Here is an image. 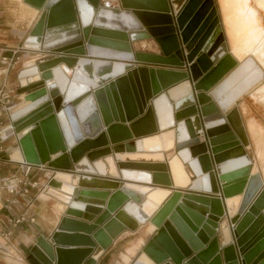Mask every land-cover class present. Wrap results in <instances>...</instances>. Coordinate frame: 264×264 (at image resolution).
<instances>
[{
	"label": "water",
	"instance_id": "1",
	"mask_svg": "<svg viewBox=\"0 0 264 264\" xmlns=\"http://www.w3.org/2000/svg\"><path fill=\"white\" fill-rule=\"evenodd\" d=\"M86 1L92 7L93 15L97 14L104 6L102 0ZM118 1L120 2L122 9L117 8V4L115 5V9L127 12L132 10V13H129H131V15L137 20L140 28L130 30L118 28L113 29L98 26L91 21L84 25L80 16L79 0H24L25 4L30 5L35 9H44V11H46L47 17L45 31L53 28L77 25L79 38L63 45L65 47L69 45V49L64 50L66 53L83 54L84 50H86L89 57L115 60L114 62L128 65V68L122 74L104 82L106 84L103 83L102 88L96 92L94 91L93 96H86L84 98L80 97L78 99L76 98L77 100L74 99L69 102H65V95L58 87H49L46 84V81L42 79L35 85L25 88L24 92H28L30 90L42 89L47 86L49 97L47 103L41 106L42 108L39 111L42 112L39 115L35 116L24 126L15 125V131L17 133L28 126H33L25 136L19 139V144L27 164L33 166L47 165L48 168L53 170L71 171L72 165L76 167L85 154H87L86 158L90 162L101 158L99 155L92 159L90 156L99 152L89 153L90 151L100 147H106L108 143H110L112 147H115V145L132 140L133 137L139 138L157 132L155 120L157 126L161 130L172 127L174 125L172 104L169 102L165 93L169 89L175 87V85L186 81L188 79V74H190L191 80L194 82V84H192L195 91L194 97L190 96L191 92L189 87V92L182 97L186 98H184L185 100L180 105H186L189 99H191V103L194 107V111L192 112L193 114H197L188 118V120L184 121L182 124L187 131L188 137L182 142L180 139L178 140L175 147L177 156L182 160L183 164H187L192 158L207 153L206 143L211 146L220 145H213L211 143V136L207 125L210 122L221 120L224 122L223 125L227 127V124H225L226 121L231 125L229 122V116L223 118L221 114L218 113L214 103H211L210 99L205 94L201 93L207 92L218 80L213 83H210L209 81L207 82L211 72L205 74L203 78L199 79V76L197 77L194 73V67L190 66L196 59L197 55L201 56L206 43L211 38L216 28L220 26V20L216 8L214 7V2L211 4L212 13L210 19L202 24L197 34L194 31V28H192L190 34L193 33V31L194 33L191 35V39L189 38L190 40L185 42L183 36L185 33H188V29H185V24L180 25L178 19L181 16L186 3L190 0H186L178 11L173 9L171 0H160V2H162L160 5L152 3V0ZM152 7L160 9L158 13L165 16L167 20L159 24H154L157 22L156 19L151 18L152 20H148L147 18H149L148 16L150 15L140 12L147 10L155 12L156 8ZM170 7L172 10H170ZM143 28L146 29V36L143 39L152 38L158 45L161 56L143 52L132 53L130 48L120 51L117 49L105 48L90 42L92 38L95 39L96 37H101L127 43L129 39L134 41L132 37L129 38L127 36L126 33H128V31L138 32L142 31ZM91 48H100L128 56L125 58L116 56H95L91 54ZM76 62L78 63L79 61L73 60L72 65ZM132 62H136L138 65L134 66ZM40 64H38V66ZM148 65L185 69V71L149 68ZM22 72L23 70L20 72L19 78ZM186 84L188 85V83ZM53 91H56V94L60 97V102L57 108L54 106ZM85 93L86 92L81 95H84ZM163 96L167 99L164 109L166 112L165 114L171 116L168 115L169 123L164 127L161 126L160 116L156 106V102ZM188 97L190 98L188 99ZM93 99L96 101V105L92 104ZM86 102H89L92 110L86 114L85 117H82L79 115L78 109H80ZM195 102L196 105L194 104ZM60 112L65 114L67 121L70 124L76 146L70 145L68 142L67 133L62 123ZM10 119L13 122L15 121L13 120L12 115ZM99 122L102 124V127L98 131L93 134L86 131V126L89 123L99 124ZM125 123L129 124L128 127L123 125ZM103 129H105L104 133L101 132ZM200 135L204 136L205 140L202 144H200ZM83 137L95 140L83 141ZM232 144L234 145L235 142L226 145L229 148ZM104 150L107 152L103 157L112 153L110 148H105L101 151ZM184 152L188 153L187 159L182 157V153ZM55 155H58V157L55 158ZM145 165L146 164H139V167H137L138 169L142 168L146 170L144 167ZM84 173L94 174V170L85 171ZM162 173H165L167 177L164 170ZM210 174V189L204 192L218 194L220 189L224 198H229L243 192L244 180L241 181L239 178L235 181L226 182V184L218 188L219 184L217 185V182L219 183V176L217 175L216 178L214 171ZM230 188L234 192L228 193L227 191ZM120 191L121 189L115 190L111 195ZM80 195L81 192L78 196ZM181 195L180 192H175L171 200L167 202L153 218L152 224L159 229V235L160 232H166L172 241V245L174 244V246L180 251L182 259L177 264H182L184 260H186L185 264H221L216 237H213V239L208 242L207 246L205 245L207 241L206 243H202L199 236L194 239L192 238L191 241L188 239L186 243L173 225L166 220L172 212L175 206L174 204L180 199ZM262 197H264V189L258 194V199ZM128 200L129 197L124 196L121 203L109 212V214H106V211L104 210L92 223L88 224L77 220L82 217L86 208L84 204H77V197L73 196V200L68 209H77L81 211V215L76 216L66 212V216L61 219L55 232L49 238V241L54 244V247H52L43 237H39L36 240V244L30 249L27 260L30 264H82L97 246L98 242L95 239L96 233L101 228H105V225L114 218L116 219L117 214L122 211L124 204L127 203ZM204 202L207 203L205 206L208 207V216L207 218H201V222L204 224L203 230L210 229L209 234L207 235L213 236L218 229L219 221L224 217L222 202L219 198H209ZM254 204L257 203L254 202ZM263 206L260 208L262 209ZM249 212H251L250 209L246 211L244 218L238 223L232 233L234 244H232L229 229L227 228L226 231H222L224 243L226 245L231 243V245H228L223 250L225 264H245L244 250L253 242L255 236L264 227V215L260 214L253 215V220L246 227L243 226L245 216ZM171 219H173V216ZM183 234L186 235L187 233ZM156 242L157 237L150 242L145 252L149 253L155 261H164L168 259V257L172 258L162 244H160V248L164 250V253L159 252L156 246L158 244ZM67 247H84L86 249L76 252V250H66ZM257 254H255L254 257H256ZM253 259L254 258H252V260ZM252 260L247 264H250Z\"/></svg>",
	"mask_w": 264,
	"mask_h": 264
},
{
	"label": "bare ground",
	"instance_id": "2",
	"mask_svg": "<svg viewBox=\"0 0 264 264\" xmlns=\"http://www.w3.org/2000/svg\"><path fill=\"white\" fill-rule=\"evenodd\" d=\"M185 1L186 0H171L173 9L178 11ZM103 2L104 6L97 14L93 15V9L88 4V2L86 0H79L80 16L84 25L91 21L98 26L113 29L118 28L130 30L140 28L139 23L131 15V13L127 11H118L115 9L116 0H103ZM212 3L213 0H190L186 3V6L184 7L183 12L178 19L179 24H185V29H188V33H185L183 36L185 42L191 39V35L194 33V31L197 34L202 24L205 23L206 20L208 21L210 19L212 13ZM218 4L220 10L216 9V12L218 11L219 13L220 26L216 28L211 38L206 43L203 52L206 51L211 42L218 35H220V29L222 26L228 48V56L219 61L214 66L208 79L210 83H213L219 77L234 68L231 70V74L211 92V96L213 97L214 101L218 103L223 112H226L227 109H229L230 106L233 105L244 93L251 90L257 84L262 82V85L264 83V71L262 69L264 67V62L262 61L264 56V0H218ZM148 17V20L154 18L158 22H165L167 20V18L162 15ZM40 21V25L37 28L38 38L37 40H32L36 42L38 49L41 47L44 50L60 48L61 46L73 42L79 38V30L77 25L53 28L45 31L42 28V20ZM192 28H194V31L190 34ZM230 34L231 38L235 37L236 40H238L237 42H240L239 51L243 56L247 55L245 59L238 60L233 55L231 41L229 38ZM145 36V33L135 32L132 35V38L135 41L141 40L145 38ZM90 42L111 49L126 50L128 48L124 44L107 40H98L92 38ZM218 44L220 45V48L218 49L217 47L216 49H213L214 51L212 50L213 52L211 51L213 61H216V59L218 60L225 50V46L222 45L221 38L219 39ZM142 46L145 45L142 44ZM216 46L217 44L215 47ZM91 54L95 56H116L122 58L128 56L100 48H91ZM250 56L254 58H256L255 56H259L258 60L260 61L262 68ZM196 62L198 65L197 69H200L201 71L205 70L208 64L207 60H205L202 56L200 57V55H197ZM72 64L73 60L58 57L54 60L42 61L39 66L34 64L28 65L27 68H25L21 73V84L23 86L26 84V80H24L26 76H31L32 80H45L49 87H58L59 90L65 95V102H69L86 92L89 87L103 84L115 76L122 74L128 68V65L114 61L105 62L80 59L78 62L79 66L74 72H71L70 66H72ZM188 92L189 86L184 84L171 90L170 96L175 99L188 94ZM56 93V91H53L52 95L54 96V106L57 108L60 102V97ZM24 95H27L31 102L23 108L15 110L11 113L13 120H15L16 126H24L35 116L39 115L42 112L39 111L42 108L41 106L46 104L49 98L47 86L42 89H36L29 93H25L23 96ZM189 98L190 97H188V99ZM191 102V99H189L187 104L183 106V109L179 111L180 117L188 115L194 111V107ZM166 103L167 99L164 96L156 102L161 126L163 127L169 123L170 116L169 114V116L165 114L166 112L164 109ZM91 110L92 108L90 107L89 102H86L80 109H78V112L80 116L85 117V115ZM60 116L67 133L69 144L75 145L76 142L65 114L60 112ZM229 122L239 135L242 143L246 147H249L246 129L242 125L236 110L229 115ZM223 124V121L218 120L208 123L207 127L211 136V143L213 145L227 141L228 144L235 142V144H232V146H230L226 152L216 155L215 159L218 162V172L220 175H225V178L228 182H231V180H233L235 177H240L241 181L244 180L242 194L236 196L238 198L236 200H233V198L227 199V205L231 204L232 202L236 203L235 209L233 211H229L230 214H232L231 216L241 213L243 210H251V212L245 216L243 226L246 227L253 220V215H264V197L258 199V194L264 189L263 181L259 173L253 172V168L251 172H248V167L251 162L250 158L245 155L242 147L236 143L232 132H228L227 127ZM101 127L102 124L100 122L99 124L89 123L86 126V131H88L90 134H93ZM32 128L33 126L31 125L22 129L18 136L22 138ZM179 132V139L181 142L187 139L188 136L183 125L179 126ZM173 139V132H164L160 136L143 139L136 145H116L114 147V153L116 155L117 161H119L122 165L123 177L128 180H138L148 183L152 180L155 182H165V173L163 174L155 171L165 170L164 165L160 164V162L164 161V157L158 150L172 149L174 146ZM160 143L162 146H159ZM135 148L139 150H145L149 153H131ZM106 152L107 151L105 150L100 151L99 153L92 154L90 157L93 159L94 157H98L100 155L102 158ZM182 157L187 159L188 153H182ZM104 158L109 164L111 174L116 175L115 166L112 159L108 156ZM142 161L146 162V165L144 166L146 170L132 172L131 170L127 169L129 167L137 168L138 166L133 165V163L130 164L129 162ZM168 164L174 185L179 187H185L188 185L190 182L189 175L184 168L182 160L178 156H172L169 159ZM95 166L96 171L99 174L105 173L106 168L101 161L96 160ZM190 167L196 175H199L201 171H204V174L199 176L191 184L190 188L197 191L209 190L211 184V174L205 173V171L210 167L207 156L200 157L199 159L192 161L190 163ZM76 169L82 172L93 170L90 167L89 161L87 159L76 165ZM152 170L154 171L153 175L150 172ZM235 170L239 171L236 172ZM78 186L82 188L115 190L117 184L111 181L100 180L88 176H81L79 178L73 179L67 173H55V177L49 183L48 195H51L64 203L69 202L70 196H76L77 204L82 203L85 205H94L99 207V209L85 207L86 211L84 215L88 221H92L97 215L101 214L102 208H105L106 214H109V212H111L119 205V203H121L124 196H127L130 199L124 204V208L120 213L117 214L116 219L114 218L105 225V228H101L96 233L95 239L100 245L101 249L106 248L111 242L112 237L121 232L124 228H135L136 222L130 218H135L140 223L145 222L147 217H150L153 214V212L169 194V191L167 190L150 189V187L146 186L141 187L127 184L121 188L120 192H116L113 195H108L106 191L102 192L84 189L81 191V195L78 196ZM227 192L232 193L234 191L230 188ZM190 196L192 195H187L186 197ZM145 197L146 200L140 204L142 199ZM192 197L198 198L197 196ZM254 202L257 204H254ZM262 206L263 208L261 209L260 207ZM62 210L63 206L58 204L56 211L60 212ZM67 212L76 216L81 215V211L77 209H67ZM221 227L223 231H226L225 222L221 224ZM178 228L182 231V233L188 232L187 226L186 229H184L183 226H178ZM152 231H154V226H149L147 232L150 234ZM199 237L205 238L203 234H200ZM191 240L192 238L190 237L189 241ZM157 241L165 247L175 262L179 263L181 261L182 256L175 248H173L172 241L166 232L163 231L160 233V235L157 236ZM244 254L245 264L249 263L252 258L254 259L250 264H264V227L255 236L253 242L246 247ZM255 254H257L256 257H254ZM124 260L127 261L126 258H124ZM137 264L151 263L145 256H142Z\"/></svg>",
	"mask_w": 264,
	"mask_h": 264
},
{
	"label": "crops",
	"instance_id": "3",
	"mask_svg": "<svg viewBox=\"0 0 264 264\" xmlns=\"http://www.w3.org/2000/svg\"><path fill=\"white\" fill-rule=\"evenodd\" d=\"M103 1V0H102ZM147 1V0H146ZM154 4L160 5L162 2L160 0H152ZM117 8H121V4L118 0H116ZM154 11H140L144 12L146 15L150 16H160L161 13H158L160 9L157 7ZM170 10L171 7H170ZM132 13V10H129ZM218 14V13H217ZM46 17L47 13L44 9L37 10L30 5H25L23 0H0V88L3 87L11 96L12 105L10 107L11 113L15 110L23 108L27 104L31 102L27 97L24 95V89L27 87H31L35 85L37 82H40L41 79L32 80L31 76L24 78L26 80V84L23 86L21 84V79L19 78V74L22 70L27 68L28 65L35 64V62L40 58H45L49 60H54L58 57L73 59L79 61L80 59H88L92 61H115V60H108L104 58L98 57H89L87 51L84 50L83 54H70L66 53L64 50L69 49L68 46H61L60 48H55L51 50H44L42 47L38 49V46L35 41L37 40V28L40 25V20H42V28L45 30L46 28ZM78 18V17H77ZM152 20V19H150ZM159 24L162 22H155L154 24ZM146 29L143 28L142 31H138L136 33H145ZM135 32L126 33L127 36L130 38ZM222 40V45L225 46L224 52L221 54L220 58L216 61L212 60V52L213 49L220 48L219 39ZM230 41L232 46V53L238 60H243L247 57V55H242L239 51L240 42H237L236 38H231L230 34ZM95 39L100 40H107L112 42H118L121 44L126 45L130 48L132 53H149L157 56H161L160 49L158 45L154 42L152 38H146L141 40L132 41L129 39L127 43L112 40V39H105L96 37ZM83 40V39H82ZM144 44L145 46H142ZM217 46L215 47V45ZM71 46V45H70ZM74 46V45H73ZM106 48V47H105ZM127 48V49H128ZM111 49V48H110ZM217 49V50H218ZM118 50V49H117ZM213 50V51H212ZM123 51V50H120ZM212 51V52H211ZM201 56L207 60L208 64L205 70L197 69L198 65L196 59L191 63V67H194L195 75L200 78H203L205 74H209L214 66L228 56V48L226 45V39L224 37V31L221 26L220 35H218L210 44L208 49L204 51ZM200 56V57H201ZM252 57V56H250ZM256 58L252 57L256 63L262 68L260 61L258 60L259 56H255ZM4 59L6 61H4ZM264 62V56L263 60ZM122 62V61H120ZM134 66H137L136 62H132ZM140 65V64H139ZM147 66V65H146ZM78 67V63L76 62L74 65L70 66L71 72H74ZM149 68H156V69H168V70H178V71H185V69H177V68H170V67H162V66H150ZM232 68L231 70H233ZM264 71V67L262 68ZM231 70L226 72L224 75L219 77L217 82L207 91L201 92L205 94L211 103H214L216 106L218 113L221 114L223 118L229 116L235 110L238 112L239 119L242 125L246 129V135L248 138L249 147H246L239 135L236 133L234 128L226 121L229 132H232L234 135V139L236 140L237 144L242 147L243 152L247 157L250 158L251 162L248 167V172L259 173L261 179L263 181V188H264V83H261L254 86L251 90L244 93L237 101L227 109L226 112H223L221 108L218 106V103L214 101L213 97L211 96L212 90L217 87L221 82H223L230 74ZM126 74V73H124ZM93 75V72H92ZM209 79L207 80V82ZM112 82V81H109ZM188 83L190 87V92L192 97H194V89L192 84L194 82L191 80L190 74H188V79L186 81L181 82L175 87L169 89L165 94L169 102L172 104L173 109V117H174V125L169 128L160 129L157 126L155 120V126L157 132L152 133L150 135H145L139 138L133 137L132 140L121 143V144H129V145H136L139 141L143 139L160 136L164 132H173V141L174 146L170 150H158L164 157V161L160 162V164L164 165L165 172L167 174L165 182H155L152 180L151 182H142L138 180H128L123 177L122 174V166L119 161L116 159V155L114 153V146L112 147L110 143L106 147L97 148L91 152H100L105 148H110L112 153L108 155L114 163L116 175L111 174L110 167L108 162L104 157L97 159L101 161L106 168L104 174H99L96 171V160L93 162L89 161L90 167L94 170V174H88L84 172H80L76 169L74 165L71 167V171H59L53 170L48 168L47 165L45 166H33L29 165L25 162L24 155L19 144L20 137L18 136L19 133L15 131L14 122L9 118H5L3 120V130H4V142L2 144L3 152L0 154L1 159L3 160L0 166V264H30L28 259L30 249L36 244V240L39 237H43L52 247L54 244L49 241L50 236L55 232L59 222L61 219L66 216L67 209L69 208L70 203L73 200V196H70L69 202L64 203L57 200L53 196L48 195V188L49 183L55 177V173L62 172L67 173L71 176V178H79L81 176H88L92 178H97L100 180L111 181L118 184V187L115 190L121 189L127 184L141 186V187H150V189H161L169 191L167 197L163 200V202L157 207V209L153 212L150 217H147L146 221L143 223L138 222L135 218H130L131 220L136 222L135 228H125L122 232L112 237L111 242L108 246L104 249L100 248V245L97 243L95 249L92 250L91 255H89L82 264H137L139 259L142 256H145L151 264H177L175 260L168 257V259L164 261H155L149 253H146L145 250L149 246L150 242H152L158 235L159 229L154 227V231L147 232L149 226H154L152 224L153 218L156 214L161 210V208L171 200L173 194L175 192H180L182 195L180 199L174 204V208L170 215L167 217L168 220L173 227L176 229L178 234L186 241L191 237L195 238L203 234L205 238H200V241L207 246L208 242H210L213 237L217 238L218 248L221 258V264H225L224 257H223V250L228 246L224 243V237L222 236V227L221 224L225 222V228L229 229L230 237L232 238V244H234L232 233L235 230V227L241 220L244 218L246 213L243 210L241 213H237L233 216L230 214L229 211H233L235 209L236 203L232 202L231 204L227 205V199L233 198V200L238 199L236 196L241 194H237L231 196L229 198H224L222 195L221 190L219 189V193H206L204 191H197L192 190L190 188L191 184L201 175L204 174V171H201L199 175L194 174L193 170L190 167V163L194 160L199 159L200 157L207 156L209 160V169L205 171V173H211L214 171L215 177L219 176V183L217 182L218 188L222 187L226 184L227 179L225 175H220L218 172V162L216 161V155L222 154L228 150V147L225 143H220V145L211 146L206 143L207 153L198 155L194 157L188 162L184 164V168L189 175V184L185 187H179L174 185L173 178L171 176L170 168H169V159L172 156H177L176 151V144L180 137V132L178 127L183 124L184 121L188 120V118L195 116V114L189 113L188 115H184L180 117L179 111L183 109L184 105L182 102L185 100L184 98L178 97L173 99L170 96V91ZM106 84V83H104ZM103 84H98L96 86H91L88 88L84 95H80L77 97L84 98L86 96H93L94 91L96 92L100 88H102ZM33 90V89H32ZM182 98V99H180ZM16 99V100H14ZM76 99V100H77ZM16 101V102H15ZM176 101V102H175ZM93 104L96 105V101L93 99ZM196 105V102L194 103ZM11 115V114H9ZM179 115V116H178ZM155 119V118H154ZM201 122V120H200ZM124 126L129 124L125 123ZM202 125V122H201ZM229 125V126H228ZM102 133L105 132V129L101 131ZM187 133V131H186ZM101 134V133H99ZM98 134V135H99ZM97 135V136H98ZM96 136V137H97ZM188 136V135H187ZM95 137V138H96ZM200 144L205 142L204 136L200 135ZM91 140L94 141L95 139H87L83 137V141ZM186 140V139H185ZM119 144V145H121ZM76 146V144H75ZM116 146V145H115ZM159 146H162L161 143ZM221 146V147H220ZM227 147V148H226ZM143 149V147H142ZM69 151V150H68ZM67 151V153H68ZM131 153H149L145 150H139L135 148ZM152 153V152H151ZM87 154H85L82 159L86 160ZM58 155H55L57 158ZM106 157V156H105ZM53 158V157H52ZM79 162V163H80ZM143 162V161H142ZM130 164H146V163H139V162H129ZM128 170L132 172H140L144 171V169H138L129 167ZM159 173H162L163 170H155ZM236 172L239 170H235ZM153 175V170L150 171ZM217 178V177H216ZM240 177H235L231 181H235ZM14 182L18 183L17 185V192L10 193L5 190L4 183ZM78 194L84 190H91V191H106L108 195H111L115 190L109 189H100V188H82L80 186L77 187ZM24 192V193H22ZM44 192L45 194H43ZM42 193V194H41ZM187 195L197 196L195 197H186ZM235 197V198H234ZM209 198H219L222 202L223 210H224V217L219 221L218 229L215 231L213 236H209L210 229L203 230L204 224L201 222V218H207L208 216V207L205 206V200ZM130 200V199H129ZM146 200V197L142 199L140 204ZM60 204L63 206V210L58 212L56 211L57 205ZM82 204V203H81ZM83 205V204H82ZM85 207H90L93 209H99L94 205H85ZM237 209V207H236ZM105 208L101 209L103 212ZM206 212V214H205ZM236 212V211H235ZM85 213H83L80 219V222L92 223L98 215L92 220L88 221L85 218ZM173 216V219L171 217ZM73 218V217H70ZM112 218V217H111ZM110 218V219H111ZM22 219L21 222L16 224L17 220ZM109 219V220H110ZM33 220V222H31ZM178 226L186 229L187 226V234L184 235L182 231L178 228ZM147 227V228H146ZM161 233V232H160ZM187 236V237H186ZM158 245L157 249L159 252H163L164 250L161 249L160 243L156 242ZM178 253L181 255L180 251L174 244L172 245ZM205 246V247H206ZM164 248V247H163ZM84 247H67L66 250H76V252L85 250ZM127 259V261L124 260ZM191 260V259H189ZM186 260L182 262L185 264Z\"/></svg>",
	"mask_w": 264,
	"mask_h": 264
},
{
	"label": "built area",
	"instance_id": "4",
	"mask_svg": "<svg viewBox=\"0 0 264 264\" xmlns=\"http://www.w3.org/2000/svg\"><path fill=\"white\" fill-rule=\"evenodd\" d=\"M4 61H6L4 59ZM12 104V100H11V96L10 94L3 88H0V154L3 152L2 149V144L4 142L3 136H4V130L2 127L3 124V120L7 117H11V110H10V105ZM3 160L0 157V166L2 164ZM18 183H14V182H8V183H4V188L6 191L10 192V193H15L17 192L18 188H17ZM24 193V192H22ZM22 219L17 220L16 224L21 222ZM31 222H33V220H31Z\"/></svg>",
	"mask_w": 264,
	"mask_h": 264
},
{
	"label": "rangeland",
	"instance_id": "5",
	"mask_svg": "<svg viewBox=\"0 0 264 264\" xmlns=\"http://www.w3.org/2000/svg\"><path fill=\"white\" fill-rule=\"evenodd\" d=\"M213 2H214V7L216 8V9H219L220 10V7H219V4H218V0H217V3H216V0H213ZM217 6H218V8H217ZM217 13H218V11H217ZM218 18H219V20H220V17H219V13H218ZM44 60H47V59H45V58H40L39 57V59L35 62V64L34 65H38V64H40L42 61H44ZM14 100H16V99H14ZM16 102V101H15ZM43 194H45L44 192H42ZM41 193V194H42Z\"/></svg>",
	"mask_w": 264,
	"mask_h": 264
}]
</instances>
